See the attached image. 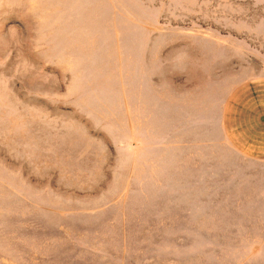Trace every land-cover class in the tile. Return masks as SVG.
<instances>
[{
	"label": "rangeland",
	"instance_id": "1",
	"mask_svg": "<svg viewBox=\"0 0 264 264\" xmlns=\"http://www.w3.org/2000/svg\"><path fill=\"white\" fill-rule=\"evenodd\" d=\"M0 264H264V0H0Z\"/></svg>",
	"mask_w": 264,
	"mask_h": 264
}]
</instances>
